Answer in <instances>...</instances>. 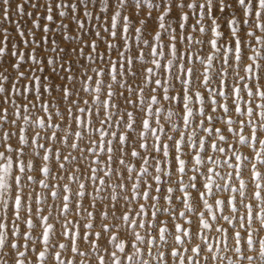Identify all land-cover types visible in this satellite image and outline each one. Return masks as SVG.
Listing matches in <instances>:
<instances>
[{
    "label": "snow or ice",
    "instance_id": "obj_1",
    "mask_svg": "<svg viewBox=\"0 0 264 264\" xmlns=\"http://www.w3.org/2000/svg\"><path fill=\"white\" fill-rule=\"evenodd\" d=\"M13 3L0 264H264V0Z\"/></svg>",
    "mask_w": 264,
    "mask_h": 264
},
{
    "label": "rangeland",
    "instance_id": "obj_2",
    "mask_svg": "<svg viewBox=\"0 0 264 264\" xmlns=\"http://www.w3.org/2000/svg\"><path fill=\"white\" fill-rule=\"evenodd\" d=\"M21 2H23V0H15V3L12 4V8L15 9L16 3H21ZM92 7L97 8V6H95V5H93ZM29 10H30V9H29ZM95 14H96V15H99L100 13H99V11L97 10V11L95 12ZM12 15L14 16V12L12 13ZM105 17H107V14H105ZM14 18H15V19H20L19 17H15V16H14ZM24 19L28 20V24H29V26H30V18H24ZM0 21H2V17H0ZM99 23H101V21H96V20L89 21V22H88V27H89V28L94 27L95 24H99ZM8 27H9V29H12L13 26H12V25H8ZM70 27H73V28H74V23H70ZM151 32H152V30L150 29V35H149V38H150V36H151ZM16 39H19V37H16ZM64 44L70 46V42L65 41ZM103 50H104V49L101 48V51H103Z\"/></svg>",
    "mask_w": 264,
    "mask_h": 264
},
{
    "label": "clouds",
    "instance_id": "obj_3",
    "mask_svg": "<svg viewBox=\"0 0 264 264\" xmlns=\"http://www.w3.org/2000/svg\"><path fill=\"white\" fill-rule=\"evenodd\" d=\"M5 255H7V253H5Z\"/></svg>",
    "mask_w": 264,
    "mask_h": 264
}]
</instances>
